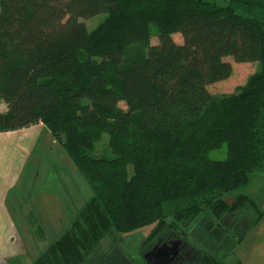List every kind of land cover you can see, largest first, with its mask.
<instances>
[{"label": "trees", "instance_id": "trees-1", "mask_svg": "<svg viewBox=\"0 0 264 264\" xmlns=\"http://www.w3.org/2000/svg\"><path fill=\"white\" fill-rule=\"evenodd\" d=\"M98 15L92 30L80 21ZM225 57L260 70L212 95ZM0 104V133L43 124L92 192L31 264H84L144 227V245L184 241L200 218L229 233L227 215L263 214L240 190L264 172V0H0ZM102 134L110 155L92 156ZM187 264L225 263L202 250Z\"/></svg>", "mask_w": 264, "mask_h": 264}, {"label": "rangeland", "instance_id": "rangeland-1", "mask_svg": "<svg viewBox=\"0 0 264 264\" xmlns=\"http://www.w3.org/2000/svg\"><path fill=\"white\" fill-rule=\"evenodd\" d=\"M104 18V15H98L90 19L80 20L88 30L95 28ZM151 44L158 43L156 30L151 27ZM173 40L180 44L182 39L179 34L172 36ZM224 60L232 65L231 76L223 81H219L207 86V90L212 95H227L233 93L239 87L243 86L248 78L260 70V63H235L231 57H225ZM119 108L126 110L123 102L118 104ZM4 104H0V111L4 110ZM2 113V112H0ZM59 146V145H58ZM62 149V148H61ZM63 150V149H62ZM36 152L34 159L29 161L26 170L32 172L33 176L26 177L22 181L23 185L19 189L20 198H30L37 215V226L45 233V242H36L30 240L28 257L36 259L46 246L59 237L67 228H69L72 218L75 217L76 208H70L72 215L63 222L62 215H58L59 221L51 219L44 214V207L50 201L55 206V201H72L76 198V204L82 205L91 197L92 192L87 180L76 170L75 173L59 171L48 163V160L58 162L62 159L57 152L42 153L39 156ZM65 153V152H64ZM66 154V153H65ZM92 156L110 155L108 149V136L102 134L94 144ZM223 157V151H216L210 154V158L220 159ZM69 158V157H68ZM65 159V165L69 168L73 163ZM40 160L44 162H39ZM32 162V163H31ZM26 172V171H25ZM29 172V173H30ZM240 192L256 198L259 210L263 213L261 218L256 221L254 213L239 212L227 215L224 219L231 232L226 233L215 228V225L207 218L198 219L188 230L187 238L181 241L180 254L177 260L171 264L196 263L200 260L202 250H208L217 255L225 264H264V172L253 174L251 181L240 190ZM75 193V194H74ZM237 192L230 193L224 199L228 204L232 203ZM65 202V203H66ZM53 213V211H52ZM54 214V213H53ZM46 216V217H45ZM52 217V216H51ZM68 217V216H67ZM54 218V217H53ZM63 223V224H62ZM151 227H144L129 233L112 235L104 239L96 251L86 260L84 264H145L144 254L152 251L151 248L157 243L168 244L177 239L171 232L162 233L152 243L144 245V240L150 233ZM48 233V235H47ZM26 236V234H23ZM43 243L44 245H41ZM25 263V262H24Z\"/></svg>", "mask_w": 264, "mask_h": 264}, {"label": "crops", "instance_id": "crops-1", "mask_svg": "<svg viewBox=\"0 0 264 264\" xmlns=\"http://www.w3.org/2000/svg\"><path fill=\"white\" fill-rule=\"evenodd\" d=\"M5 111L6 107L0 112ZM36 152H39V156L43 155L42 153L57 152L60 156L62 155V159L58 162L48 160V163L59 171L76 172L74 165L71 168L65 165V159L68 156L43 124L0 133V264H31L34 259L27 255L30 247L28 236L30 235L32 240L36 235V242H45V233L37 226L38 217L35 216L32 200L27 197L20 198L19 193L23 185L22 181L26 177L33 176L34 171L30 172L26 169L32 168L28 167L27 163L34 159ZM55 202L56 206L48 201L47 206L44 207V214L51 218L47 220L59 221L57 216L62 215L64 222L72 215L70 208H76L74 211L77 212L83 206L82 203L76 204V198L73 202L65 201V203L64 200ZM43 243L41 245H44Z\"/></svg>", "mask_w": 264, "mask_h": 264}, {"label": "water", "instance_id": "water-1", "mask_svg": "<svg viewBox=\"0 0 264 264\" xmlns=\"http://www.w3.org/2000/svg\"><path fill=\"white\" fill-rule=\"evenodd\" d=\"M181 245L180 240L172 242L169 246L163 245L160 248H154L143 256L145 264H169L178 253Z\"/></svg>", "mask_w": 264, "mask_h": 264}, {"label": "flooded vegetation", "instance_id": "flooded-vegetation-1", "mask_svg": "<svg viewBox=\"0 0 264 264\" xmlns=\"http://www.w3.org/2000/svg\"><path fill=\"white\" fill-rule=\"evenodd\" d=\"M172 242H170L169 244H171ZM163 245H166V244H162V243H157L155 246H153L152 248H151V250H153L154 248H160V247H162ZM168 245V244H167ZM181 248H182V246H181ZM180 246H179V248H178V253H177V255H176V257H174V259L171 261V262H174V261H176L177 260V257L179 256V254H180ZM171 262L169 263V264H171Z\"/></svg>", "mask_w": 264, "mask_h": 264}]
</instances>
